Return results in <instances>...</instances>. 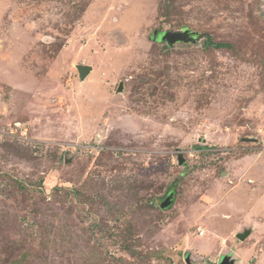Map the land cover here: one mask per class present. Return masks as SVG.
Segmentation results:
<instances>
[{
    "label": "rangeland",
    "instance_id": "rangeland-1",
    "mask_svg": "<svg viewBox=\"0 0 264 264\" xmlns=\"http://www.w3.org/2000/svg\"><path fill=\"white\" fill-rule=\"evenodd\" d=\"M224 256L264 264V0H0V264Z\"/></svg>",
    "mask_w": 264,
    "mask_h": 264
},
{
    "label": "water",
    "instance_id": "water-1",
    "mask_svg": "<svg viewBox=\"0 0 264 264\" xmlns=\"http://www.w3.org/2000/svg\"><path fill=\"white\" fill-rule=\"evenodd\" d=\"M158 33L155 32V37H157ZM161 41H165L169 45H173L178 42H184V43H189V42H195L197 41V37H193L192 33L188 30L185 31H179V32H165L162 35ZM77 69L79 70L81 79H86L92 72V67L91 66H86V65H79L77 66ZM123 85H120V89H122ZM172 196H169L168 199H166L162 203V208L166 209L168 207H171L172 205ZM251 232H246L244 235H238V238L241 239L242 241H245L247 237H249ZM234 260L230 256H224L220 262V264H234ZM187 263L191 264V260L188 257L187 258Z\"/></svg>",
    "mask_w": 264,
    "mask_h": 264
},
{
    "label": "trees",
    "instance_id": "trees-1",
    "mask_svg": "<svg viewBox=\"0 0 264 264\" xmlns=\"http://www.w3.org/2000/svg\"><path fill=\"white\" fill-rule=\"evenodd\" d=\"M208 45H213L217 49H221V48H225L226 47V45L221 44V43L214 44V43H212V41L210 39H208Z\"/></svg>",
    "mask_w": 264,
    "mask_h": 264
},
{
    "label": "built area",
    "instance_id": "built-area-1",
    "mask_svg": "<svg viewBox=\"0 0 264 264\" xmlns=\"http://www.w3.org/2000/svg\"><path fill=\"white\" fill-rule=\"evenodd\" d=\"M198 231H199L200 234H203V231L201 230V228L198 229Z\"/></svg>",
    "mask_w": 264,
    "mask_h": 264
},
{
    "label": "bare ground",
    "instance_id": "bare-ground-1",
    "mask_svg": "<svg viewBox=\"0 0 264 264\" xmlns=\"http://www.w3.org/2000/svg\"><path fill=\"white\" fill-rule=\"evenodd\" d=\"M204 243V242H203ZM205 244V243H204Z\"/></svg>",
    "mask_w": 264,
    "mask_h": 264
},
{
    "label": "flooded vegetation",
    "instance_id": "flooded-vegetation-1",
    "mask_svg": "<svg viewBox=\"0 0 264 264\" xmlns=\"http://www.w3.org/2000/svg\"><path fill=\"white\" fill-rule=\"evenodd\" d=\"M222 260V259H221ZM221 262V261H220Z\"/></svg>",
    "mask_w": 264,
    "mask_h": 264
}]
</instances>
